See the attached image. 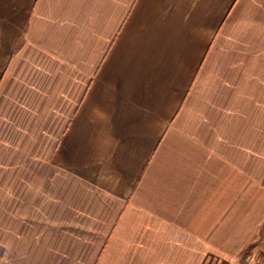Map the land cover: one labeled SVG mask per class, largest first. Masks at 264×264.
<instances>
[{
	"label": "crops",
	"instance_id": "obj_1",
	"mask_svg": "<svg viewBox=\"0 0 264 264\" xmlns=\"http://www.w3.org/2000/svg\"><path fill=\"white\" fill-rule=\"evenodd\" d=\"M0 264H264V0H0Z\"/></svg>",
	"mask_w": 264,
	"mask_h": 264
}]
</instances>
